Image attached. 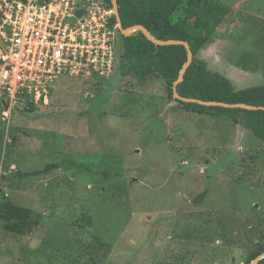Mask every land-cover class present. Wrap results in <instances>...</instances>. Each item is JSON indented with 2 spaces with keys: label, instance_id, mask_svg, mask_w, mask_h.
Here are the masks:
<instances>
[{
  "label": "rangeland",
  "instance_id": "rangeland-1",
  "mask_svg": "<svg viewBox=\"0 0 264 264\" xmlns=\"http://www.w3.org/2000/svg\"><path fill=\"white\" fill-rule=\"evenodd\" d=\"M209 1L230 12L200 57L237 89L264 86V0ZM3 110L0 200L39 226L0 228V264H243L264 245V142L184 111L164 81L69 77L49 105Z\"/></svg>",
  "mask_w": 264,
  "mask_h": 264
},
{
  "label": "trees",
  "instance_id": "trees-1",
  "mask_svg": "<svg viewBox=\"0 0 264 264\" xmlns=\"http://www.w3.org/2000/svg\"><path fill=\"white\" fill-rule=\"evenodd\" d=\"M117 1L123 28L140 25L156 40L182 41L190 45L193 61L186 70L183 81L177 85L180 96L206 102L264 107V86L237 89L227 76L212 69L207 60L200 57L203 47L229 14V8L212 4L209 0ZM117 58L115 73L118 71L120 76L132 75L141 83L152 77L160 79L165 83L168 98L180 104L184 111L213 118H228L243 130L253 132L264 142V110L208 107L174 98V83L188 60L184 45H156L140 30L128 36L120 33ZM36 107L34 102L28 100L26 107L21 110L32 112ZM87 114L88 112H82L80 115ZM58 168V164L47 165L40 171L19 173V178L38 176ZM204 195L199 196L197 202L202 201ZM38 226L39 220L35 218L33 210L14 204L8 197L1 198L0 228L15 236L24 237ZM263 253L264 245L257 243L243 264H252ZM258 264H264V257Z\"/></svg>",
  "mask_w": 264,
  "mask_h": 264
},
{
  "label": "built area",
  "instance_id": "built-area-1",
  "mask_svg": "<svg viewBox=\"0 0 264 264\" xmlns=\"http://www.w3.org/2000/svg\"><path fill=\"white\" fill-rule=\"evenodd\" d=\"M120 33L113 0H0L2 119L28 100L49 105L63 79H109Z\"/></svg>",
  "mask_w": 264,
  "mask_h": 264
},
{
  "label": "water",
  "instance_id": "water-1",
  "mask_svg": "<svg viewBox=\"0 0 264 264\" xmlns=\"http://www.w3.org/2000/svg\"><path fill=\"white\" fill-rule=\"evenodd\" d=\"M113 5H114V8H115V11H116V15H117V20H118V23L120 24V27H121V31L123 32V34L125 36H128L130 35L131 33L137 31V30H140L144 33V35L146 36V38L151 41L152 43L156 44V45H160V46H169V45H184L185 48L187 49V52H188V60L186 62V64L183 66L181 72H180V75H179V79L174 83V86H173V92H174V98L177 99V100H180L182 102H185V103H197V104H200V105H203V106H208V107H211V106H218V107H223V108H240V109H246V110H250V111H257V110H264V107L262 106H250V105H244V104H232V105H229V104H226V103H222V102H206V101H201V100H198V99H192V98H184L182 96H180L178 93H177V85L179 83H181L183 81V78H184V75L186 73V70L189 68V66L191 65L192 61H193V53H192V50L190 48V45L187 43V42H182V41H174V40H169V41H160V40H156L154 39L151 34L149 33V31L144 28L143 26H134V27H131V28H128V29H125L122 27V24H121V21H120V17H119V7H118V1L117 0H113ZM88 5H86L87 7ZM83 15V11L81 12H78L77 16L78 17H81ZM72 21H76L74 18L72 19ZM5 108H7V105L4 106ZM264 257V253L261 254L258 258H256L252 264H258L259 263V260L261 258Z\"/></svg>",
  "mask_w": 264,
  "mask_h": 264
}]
</instances>
